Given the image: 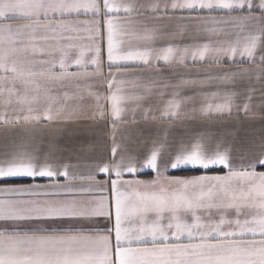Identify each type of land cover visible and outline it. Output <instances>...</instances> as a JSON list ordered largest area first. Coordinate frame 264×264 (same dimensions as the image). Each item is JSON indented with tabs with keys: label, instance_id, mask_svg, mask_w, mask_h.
Wrapping results in <instances>:
<instances>
[{
	"label": "snow or ice",
	"instance_id": "snow-or-ice-1",
	"mask_svg": "<svg viewBox=\"0 0 264 264\" xmlns=\"http://www.w3.org/2000/svg\"><path fill=\"white\" fill-rule=\"evenodd\" d=\"M0 137V264H264V0H0Z\"/></svg>",
	"mask_w": 264,
	"mask_h": 264
},
{
	"label": "crops",
	"instance_id": "crops-1",
	"mask_svg": "<svg viewBox=\"0 0 264 264\" xmlns=\"http://www.w3.org/2000/svg\"><path fill=\"white\" fill-rule=\"evenodd\" d=\"M163 65H161L162 67ZM246 66V65H245ZM226 128L228 129H232L235 127L234 124L232 123H228L225 125ZM262 127V122L259 119H256L254 122H245L241 128V132L240 135L244 136L247 133V130L249 129H254L255 130V136L256 138L259 137L260 135V128ZM127 134H130L132 136H135L137 134V129L134 127H130L127 129ZM80 140H87V137H84L83 135L81 136H76L74 138H70L66 133L59 136L58 138L55 136L54 133H52L50 130L47 129H38L37 131H35L31 138L29 140L26 141V150L28 151H32L35 149H39V151L45 152L48 150V145L49 143H56L60 146H65V145H71V144H75ZM3 143V139L2 137H0V144ZM65 157H67V153L63 154ZM65 162H68L67 160ZM71 163H76L77 161L73 158L71 161ZM257 171H264V168H257ZM146 172H148V170H146ZM201 173L198 172H194V171H190V170H173V171H169L167 173V175L169 176H192V175H198ZM154 175V173L148 172V174L146 175H142L139 176L140 179H151L152 176ZM101 179H103V176L99 177ZM126 179L130 178V177H125ZM9 183H30L31 179L30 178H11L8 180ZM40 183H46V180L41 179L39 181Z\"/></svg>",
	"mask_w": 264,
	"mask_h": 264
}]
</instances>
